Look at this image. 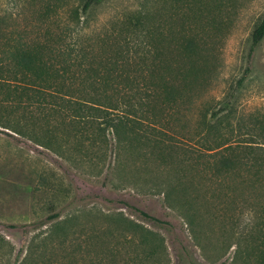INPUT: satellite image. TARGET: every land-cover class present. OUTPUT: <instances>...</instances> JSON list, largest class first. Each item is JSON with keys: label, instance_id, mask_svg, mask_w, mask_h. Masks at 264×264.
Returning a JSON list of instances; mask_svg holds the SVG:
<instances>
[{"label": "rangeland", "instance_id": "1", "mask_svg": "<svg viewBox=\"0 0 264 264\" xmlns=\"http://www.w3.org/2000/svg\"><path fill=\"white\" fill-rule=\"evenodd\" d=\"M82 2L0 0V99L17 84L14 51L63 49L66 27L85 25L90 38L76 42L94 63L121 48L129 73L145 61L182 96L118 132L1 101L0 264L50 232L65 240L43 264H264V37L248 57L264 0H99L84 16ZM167 185H185L172 200L193 222L169 207Z\"/></svg>", "mask_w": 264, "mask_h": 264}, {"label": "trees", "instance_id": "2", "mask_svg": "<svg viewBox=\"0 0 264 264\" xmlns=\"http://www.w3.org/2000/svg\"><path fill=\"white\" fill-rule=\"evenodd\" d=\"M98 1L83 0L82 15L84 16ZM87 28L86 25L79 26L78 29L67 26L63 36L58 35L66 39L63 49L47 42L44 45H29L14 51L9 64L12 65L14 81L17 84L0 99V102H8V111L19 110L22 117L41 121L59 116L63 121H77L86 123L87 126L92 125L94 121H103L111 130L118 132L133 121H156L159 116L156 111L157 104L163 103V100L171 103L181 99L182 95L175 96L181 91L168 81V77H155L152 70L144 74L145 61L141 63L140 59L134 60L133 72L129 73L125 67L130 61L124 58L121 48L115 53L116 57H105L99 64L94 63L88 55L90 50L87 46L76 42L77 38H90L92 28ZM263 37L264 16L252 29L248 57ZM137 52L133 51L135 54ZM152 64L158 65L156 61ZM184 71L182 79L186 80L190 73L191 76L196 75L197 68L192 65L191 69L189 67ZM248 72L247 65L237 84L246 78ZM86 86H90V89H86ZM79 134H84V131ZM145 142L158 144L155 137L151 136H148ZM223 166L224 163H218L216 168ZM184 186L178 190L176 186L167 185L164 198L170 202L169 207L175 206L181 210L186 221L191 223L194 215L189 212V203L183 201L176 204L172 200V193H177V190L182 193ZM137 211L149 220L163 222L143 210ZM56 216L54 213L53 217ZM52 235L50 232L37 239L29 253L15 261V264H43L45 258L49 257L47 249L60 245L65 240L63 235Z\"/></svg>", "mask_w": 264, "mask_h": 264}]
</instances>
